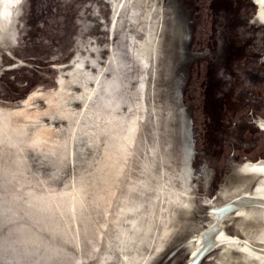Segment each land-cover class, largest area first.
Wrapping results in <instances>:
<instances>
[{
    "label": "rangeland",
    "instance_id": "rangeland-1",
    "mask_svg": "<svg viewBox=\"0 0 264 264\" xmlns=\"http://www.w3.org/2000/svg\"><path fill=\"white\" fill-rule=\"evenodd\" d=\"M185 3L186 0H144L139 20L129 27L136 44L128 56L129 70L125 77L131 109L128 111L125 107V110L128 118L136 122L130 138L126 137L122 144L118 170L109 177L113 196L131 194L132 204L126 213L131 223H124L109 237L111 231L97 218L93 232L82 239L81 248H98L104 241L107 244L100 254L93 253L95 256L68 245L82 259L77 264H160L165 246L157 250L155 245L162 227L158 223L149 231L147 198L157 187L158 176L164 177L166 168L168 181L175 182L176 169L179 172L185 166L180 90ZM112 12L111 0H23L12 15L10 0H0V110L11 114L23 109L43 112L38 121L26 125L23 138L19 137L24 145L20 152L24 176L22 173L18 176L25 180L19 185L14 180L15 184L11 185L13 180L0 174L3 175L0 177V209H13L15 214L10 218L1 215L5 214L3 210L0 213V264H47L40 240L47 239L52 246L59 243L47 231L33 226L29 229L31 232H41L36 233L40 239L33 243L37 249L25 251L15 241V234L9 233L15 223L29 220L24 212L26 191H39L38 186L44 187V184L60 189L81 176L89 185L97 182L96 160L100 146L89 143L85 135L70 146L73 150L81 146L84 151L71 155L64 163L58 151L36 148L28 141L43 125L55 130L59 140L68 132L67 121L49 108L39 93H54L61 83L69 82L81 58L86 60V68L96 70L89 58L104 65L112 54L128 55L121 36L128 25L120 20L121 16L113 24ZM11 15L13 35H9L8 30ZM72 92H80V87L72 85L68 93ZM70 106L78 110L80 102L72 99ZM6 147L0 152V165L12 168L14 148ZM59 148L62 150L63 145ZM14 186L19 189L11 190Z\"/></svg>",
    "mask_w": 264,
    "mask_h": 264
},
{
    "label": "water",
    "instance_id": "water-1",
    "mask_svg": "<svg viewBox=\"0 0 264 264\" xmlns=\"http://www.w3.org/2000/svg\"><path fill=\"white\" fill-rule=\"evenodd\" d=\"M180 90L186 176L160 264H264V0H186Z\"/></svg>",
    "mask_w": 264,
    "mask_h": 264
},
{
    "label": "bare ground",
    "instance_id": "bare-ground-1",
    "mask_svg": "<svg viewBox=\"0 0 264 264\" xmlns=\"http://www.w3.org/2000/svg\"><path fill=\"white\" fill-rule=\"evenodd\" d=\"M21 1L10 0L13 11L12 15L19 8ZM143 4L144 0H111L113 11L112 23L116 24L118 18L121 16L120 20L123 23L126 22L128 25L127 29L125 28L121 32L122 39L126 43L127 56L112 54L104 65H100L95 59L89 58L91 66L95 67L96 70L86 68V60L81 58L77 62V66L74 67L73 73H70L71 79L68 78V80L70 79L69 82L61 83L58 91L54 93L38 94V96L44 97L49 108L56 110L55 112L67 121L68 132L64 138L59 140L55 130L43 125L38 129L34 137L28 141L31 146L52 152L58 151L63 163L71 155L76 156L79 151H84V148L81 146H79L78 150L70 148L71 144L81 137V135H85L89 143L100 146L99 157L96 160L98 166L96 168L97 182H90L91 185H89L87 184V179L81 176L70 186L60 189L47 187L46 184H44V187H40L38 186L39 183L36 182V186L41 190L37 189L39 191L35 192L34 190H28L26 191L27 195L23 197L24 212L29 220L15 223L12 229L9 230V233L11 231L15 234L17 238H15V241L25 251L37 249L36 246H33V243L37 239H40L36 233L41 232L38 230L36 233L31 232L29 229L33 226L47 231V234L51 235L50 237L57 238L59 243L53 246L51 242L46 241L47 239L40 240L44 246L42 252L47 264H77L80 262L82 260L81 257L70 250L67 247L68 245L80 247V251H83V253L90 251L92 254H100L107 241H104V245H100L98 248L92 247L89 250L81 248V245L84 243L82 239L84 237L87 238L93 232V226L97 218L101 220L104 227L111 231L109 237L116 234L117 230H120L124 223H131L130 218L126 219V213L130 204H132L131 194H124L121 197L113 196L112 182L109 176L110 174L114 176L113 173L118 170V156L122 144L126 142V137L130 138L136 122V120L132 121L128 118V113L125 110V107H127L128 111L131 109L125 76L129 70L131 51L136 44L135 36L129 27H132L139 20ZM12 15L10 16L11 23L8 29L9 35H13L14 32V19ZM72 85H78L80 92L69 94L68 91L71 90ZM72 99L80 102V109L74 110L70 106ZM3 112L0 110V152L4 150L3 147L12 145L14 151L13 158L11 159L14 162L9 159L13 162L12 168L10 165H0V174L4 173L13 182L17 180L19 185L22 183V179H24L18 176L21 173L24 176L22 156L20 155L24 145L20 142L19 137L24 135L26 125L38 121L43 112L29 109L16 111L17 113L15 114ZM61 144L63 145L62 150L59 148ZM164 173V177L158 176L160 181L157 183V187L150 191L147 198L150 214L148 220L149 231L158 223L162 227L161 236L155 245L157 250L163 248L166 244L186 176L185 166H182L179 172L176 169L175 182L168 181V177L166 176L168 168H166ZM2 176L0 175V177ZM26 182L28 181L26 180ZM14 184L15 182L11 185ZM24 185L27 186V184ZM28 185L30 186L31 182ZM15 186L11 190L15 189L17 191L19 189V187L16 189ZM36 186L35 189L37 188ZM13 202H15L14 199ZM0 210V213L3 210L5 214L1 215L5 217L14 218L15 216L13 209ZM123 231H125L124 228ZM85 256L87 257V255Z\"/></svg>",
    "mask_w": 264,
    "mask_h": 264
},
{
    "label": "flooded vegetation",
    "instance_id": "flooded-vegetation-1",
    "mask_svg": "<svg viewBox=\"0 0 264 264\" xmlns=\"http://www.w3.org/2000/svg\"><path fill=\"white\" fill-rule=\"evenodd\" d=\"M255 4V3H254ZM256 9H257V5H256Z\"/></svg>",
    "mask_w": 264,
    "mask_h": 264
},
{
    "label": "clouds",
    "instance_id": "clouds-1",
    "mask_svg": "<svg viewBox=\"0 0 264 264\" xmlns=\"http://www.w3.org/2000/svg\"><path fill=\"white\" fill-rule=\"evenodd\" d=\"M23 1V0H22ZM22 4V3H21Z\"/></svg>",
    "mask_w": 264,
    "mask_h": 264
}]
</instances>
